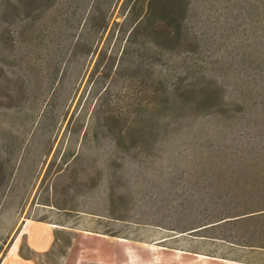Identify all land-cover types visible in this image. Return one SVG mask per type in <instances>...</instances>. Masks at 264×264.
Returning a JSON list of instances; mask_svg holds the SVG:
<instances>
[{"label": "rangeland", "instance_id": "374dc122", "mask_svg": "<svg viewBox=\"0 0 264 264\" xmlns=\"http://www.w3.org/2000/svg\"><path fill=\"white\" fill-rule=\"evenodd\" d=\"M260 208L264 0H0V259L263 264L210 236L264 219L195 231Z\"/></svg>", "mask_w": 264, "mask_h": 264}, {"label": "crops", "instance_id": "0c3cea01", "mask_svg": "<svg viewBox=\"0 0 264 264\" xmlns=\"http://www.w3.org/2000/svg\"><path fill=\"white\" fill-rule=\"evenodd\" d=\"M60 231L65 230H59L56 224L27 220L0 259V264H41L40 257L52 250L57 234L62 233Z\"/></svg>", "mask_w": 264, "mask_h": 264}, {"label": "trees", "instance_id": "16d2710c", "mask_svg": "<svg viewBox=\"0 0 264 264\" xmlns=\"http://www.w3.org/2000/svg\"><path fill=\"white\" fill-rule=\"evenodd\" d=\"M150 25H153V22H151ZM263 219H264V208H260V209H255V210L249 211L248 213H244V214H240L238 216H234V218H231V219L222 218L216 222H211L208 224L201 225V226L197 227V229L195 231L202 230V229H208V228H211V229L212 228H222V227L226 226L227 224L232 223L233 221L236 222L237 224H239V222H242V221L251 220L253 222H257V221L263 220ZM251 233H252L251 239H253V241L243 240L245 237L243 232H239L237 234V237L240 238V240H238V241H231L230 237L233 235L228 234V232H227V234H221L219 236H210V237L211 238H217L218 240H222L224 242H230L233 244H238L239 246H242V247H249L252 250H257V248L264 250V242H262V240H260L264 236V230L261 228L258 229L255 227V228H253ZM6 251H5V253H6ZM194 252L200 253L198 251H194ZM5 253L2 255V257L5 255ZM203 254L215 256L214 254H210L208 251L203 252ZM236 260L241 261V262H249V263L251 262V261H246V260H242L239 258H237ZM251 263L257 264L255 262H251Z\"/></svg>", "mask_w": 264, "mask_h": 264}]
</instances>
